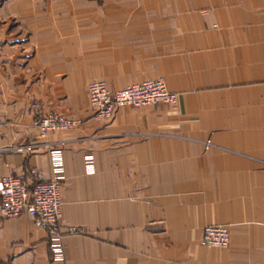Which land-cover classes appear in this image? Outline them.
I'll list each match as a JSON object with an SVG mask.
<instances>
[{
    "label": "crops",
    "instance_id": "obj_1",
    "mask_svg": "<svg viewBox=\"0 0 264 264\" xmlns=\"http://www.w3.org/2000/svg\"><path fill=\"white\" fill-rule=\"evenodd\" d=\"M156 78L175 106L93 117L89 82ZM32 104L81 125L43 134ZM0 118V179H52L50 149L63 177L62 257L21 215L0 264H264V0H0Z\"/></svg>",
    "mask_w": 264,
    "mask_h": 264
},
{
    "label": "built area",
    "instance_id": "obj_2",
    "mask_svg": "<svg viewBox=\"0 0 264 264\" xmlns=\"http://www.w3.org/2000/svg\"><path fill=\"white\" fill-rule=\"evenodd\" d=\"M89 106L93 116L106 119L113 111L120 107H142L157 104L175 106L178 94L166 89L160 79L145 81L122 89H112L103 81H94L88 86ZM33 125L44 134L49 131L67 130L80 125L59 115L56 112H36ZM3 121L0 118V126ZM208 144V143H207ZM33 144L12 147L16 151H32ZM50 156L54 176L44 180L37 171H31L28 176H6L0 179V218L10 219L26 215L32 223L47 230L49 248L54 258L62 257V235L59 232L58 221L61 214L59 196L62 177V160L59 149H50ZM91 163V158H87ZM68 234H75L77 230L69 228ZM229 236L225 226L210 225L204 228L201 243L208 247L225 248Z\"/></svg>",
    "mask_w": 264,
    "mask_h": 264
},
{
    "label": "rangeland",
    "instance_id": "obj_3",
    "mask_svg": "<svg viewBox=\"0 0 264 264\" xmlns=\"http://www.w3.org/2000/svg\"><path fill=\"white\" fill-rule=\"evenodd\" d=\"M41 1H43V3H46V2H58V3H60L61 1H63V0H41ZM63 11L62 10H59V11H57V13H62ZM156 79H160V80H162L163 82H164V80L162 79V78H156ZM156 79H147V80H143V81H140V82H134V83H132V84H130L129 86H131V85H136V84H140V83H142V82H145V81H152V80H156ZM97 81H102V80H97ZM92 82H94V81H92ZM92 82H89L88 84H87V99H88V86L92 83ZM103 82H105V81H103ZM106 83V82H105ZM107 84V83H106ZM164 85H165V87H166V89L168 90V91H170L168 88H167V86H166V84H165V82H164ZM110 87V86H109ZM126 87H128V86H126ZM112 88V87H111ZM125 88V87H124ZM113 89V88H112ZM170 92H172V91H170ZM173 93H175V92H173ZM177 94V93H176ZM88 103H89V99H88ZM167 105V104H166ZM170 106V105H169ZM90 107V106H89ZM126 107H128V106H126ZM134 108V107H133ZM90 110H91V108H90ZM91 113H92V110H91ZM92 115H93V113H92ZM94 117V116H93ZM67 118V117H66ZM96 118V117H95ZM69 119H72V118H69ZM97 119H100V118H97ZM106 119H108V118H106ZM72 120H74V121H79V120H77V119H72ZM80 125H81V121H80ZM78 127V126H77ZM207 144V143H206ZM209 144V143H208ZM205 246V245H204ZM206 247H208V246H206ZM227 247V246H226ZM225 247V248H226ZM212 248V247H211ZM215 248H218V247H215Z\"/></svg>",
    "mask_w": 264,
    "mask_h": 264
}]
</instances>
